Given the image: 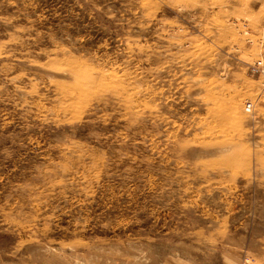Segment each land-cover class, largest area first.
<instances>
[{
    "label": "rangeland",
    "instance_id": "374dc122",
    "mask_svg": "<svg viewBox=\"0 0 264 264\" xmlns=\"http://www.w3.org/2000/svg\"><path fill=\"white\" fill-rule=\"evenodd\" d=\"M0 264H264V0H0Z\"/></svg>",
    "mask_w": 264,
    "mask_h": 264
},
{
    "label": "built area",
    "instance_id": "2783aa9c",
    "mask_svg": "<svg viewBox=\"0 0 264 264\" xmlns=\"http://www.w3.org/2000/svg\"><path fill=\"white\" fill-rule=\"evenodd\" d=\"M261 64H262V62L261 61H258L255 65H254V70L255 71H258L259 70V68H260V66H261ZM250 108H251V103H248L247 105H246V109H248V110H250Z\"/></svg>",
    "mask_w": 264,
    "mask_h": 264
}]
</instances>
